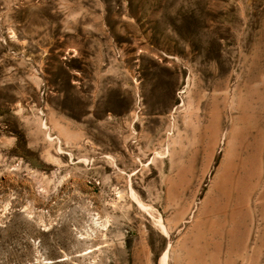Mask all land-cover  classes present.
<instances>
[{
    "label": "rangeland",
    "instance_id": "rangeland-1",
    "mask_svg": "<svg viewBox=\"0 0 264 264\" xmlns=\"http://www.w3.org/2000/svg\"><path fill=\"white\" fill-rule=\"evenodd\" d=\"M169 238L264 264V0H0V264Z\"/></svg>",
    "mask_w": 264,
    "mask_h": 264
},
{
    "label": "bare ground",
    "instance_id": "bare-ground-1",
    "mask_svg": "<svg viewBox=\"0 0 264 264\" xmlns=\"http://www.w3.org/2000/svg\"><path fill=\"white\" fill-rule=\"evenodd\" d=\"M186 87H188V85L186 86ZM189 89V88H188ZM191 92H192V89L190 90ZM189 91V92H190ZM191 92L190 93H188L187 94V96L189 95V94H191ZM195 98V97H194ZM193 102V101H192ZM199 102H200V100H199ZM189 105H192L191 104V97H188V99H186V101H183L182 100V103L180 104V105H178V106H183L184 108H188L189 107ZM191 107V106H190ZM194 115V114H193ZM196 117V116H195ZM189 123V122H188ZM202 208V207H201ZM199 209H200V207H199ZM160 224H162V223H160ZM164 228V227H163ZM170 245H171V238H169V243H168V246H167V249H166V251H165V253H164V255L162 256V264H168V253H169V247H170Z\"/></svg>",
    "mask_w": 264,
    "mask_h": 264
}]
</instances>
